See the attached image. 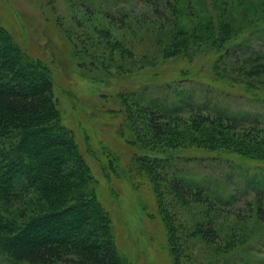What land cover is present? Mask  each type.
<instances>
[{
    "label": "rangeland",
    "instance_id": "374dc122",
    "mask_svg": "<svg viewBox=\"0 0 264 264\" xmlns=\"http://www.w3.org/2000/svg\"><path fill=\"white\" fill-rule=\"evenodd\" d=\"M218 7L246 29L212 53ZM262 20L264 0H0L1 23L50 69L129 264H264ZM179 23L190 39L176 48Z\"/></svg>",
    "mask_w": 264,
    "mask_h": 264
},
{
    "label": "trees",
    "instance_id": "16d2710c",
    "mask_svg": "<svg viewBox=\"0 0 264 264\" xmlns=\"http://www.w3.org/2000/svg\"><path fill=\"white\" fill-rule=\"evenodd\" d=\"M167 3L176 6V1ZM227 9H220L219 49L212 53L220 52L224 41L246 29L224 17ZM199 16H195L193 35L202 30ZM179 24L173 34L182 40L175 47L190 39ZM53 86L49 67L21 48L0 21V253L15 263L129 264L115 243L111 216L98 199L97 183L72 129L64 123ZM255 92L260 96L264 88ZM159 113L168 117L166 111ZM148 115L155 131H160L159 114ZM234 126L231 122L227 127ZM130 165L137 168V164ZM173 179L176 189L186 186L179 178ZM188 187L194 201H206L207 211L214 208L207 195ZM261 192L256 190L260 197ZM258 213L264 217L261 208Z\"/></svg>",
    "mask_w": 264,
    "mask_h": 264
}]
</instances>
